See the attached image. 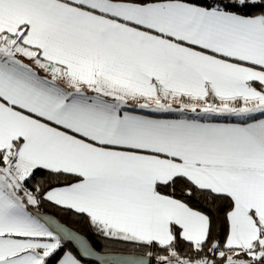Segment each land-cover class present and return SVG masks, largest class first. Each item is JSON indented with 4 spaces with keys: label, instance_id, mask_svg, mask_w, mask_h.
<instances>
[{
    "label": "snow or ice",
    "instance_id": "obj_1",
    "mask_svg": "<svg viewBox=\"0 0 264 264\" xmlns=\"http://www.w3.org/2000/svg\"><path fill=\"white\" fill-rule=\"evenodd\" d=\"M0 264H264V0H0Z\"/></svg>",
    "mask_w": 264,
    "mask_h": 264
},
{
    "label": "trees",
    "instance_id": "obj_2",
    "mask_svg": "<svg viewBox=\"0 0 264 264\" xmlns=\"http://www.w3.org/2000/svg\"><path fill=\"white\" fill-rule=\"evenodd\" d=\"M42 211L57 216L63 223L67 224L69 227L89 237L92 240V243L97 248V250L100 249V245L97 243L95 238L92 237L91 229L86 218H82V217L73 218L71 214H65L61 209H58L53 205L45 206V208H43Z\"/></svg>",
    "mask_w": 264,
    "mask_h": 264
},
{
    "label": "water",
    "instance_id": "obj_3",
    "mask_svg": "<svg viewBox=\"0 0 264 264\" xmlns=\"http://www.w3.org/2000/svg\"><path fill=\"white\" fill-rule=\"evenodd\" d=\"M46 214H49V215H52L54 218H56V219H58V220H60L57 216H55V215H53V214H50V213H47V212H45ZM61 221V220H60ZM62 222V221H61ZM63 223V222H62Z\"/></svg>",
    "mask_w": 264,
    "mask_h": 264
}]
</instances>
